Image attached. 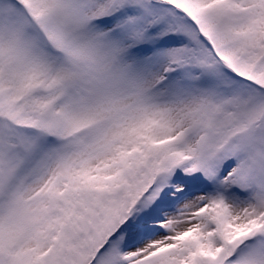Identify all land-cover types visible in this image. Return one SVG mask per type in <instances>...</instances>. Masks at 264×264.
<instances>
[{
	"label": "snow or ice",
	"instance_id": "1",
	"mask_svg": "<svg viewBox=\"0 0 264 264\" xmlns=\"http://www.w3.org/2000/svg\"><path fill=\"white\" fill-rule=\"evenodd\" d=\"M0 264H264V0H0Z\"/></svg>",
	"mask_w": 264,
	"mask_h": 264
}]
</instances>
